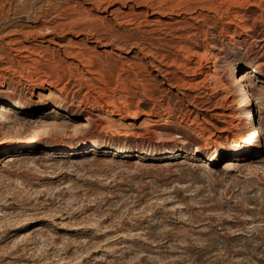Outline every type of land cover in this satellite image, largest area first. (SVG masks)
Returning a JSON list of instances; mask_svg holds the SVG:
<instances>
[{"label": "rangeland", "instance_id": "obj_1", "mask_svg": "<svg viewBox=\"0 0 264 264\" xmlns=\"http://www.w3.org/2000/svg\"><path fill=\"white\" fill-rule=\"evenodd\" d=\"M105 1L0 0V264H264V0Z\"/></svg>", "mask_w": 264, "mask_h": 264}, {"label": "bare ground", "instance_id": "obj_2", "mask_svg": "<svg viewBox=\"0 0 264 264\" xmlns=\"http://www.w3.org/2000/svg\"><path fill=\"white\" fill-rule=\"evenodd\" d=\"M104 0H100V2L102 3ZM107 1V0H106ZM105 1V2H106ZM116 1V0H115ZM115 1H112L111 0V2H115ZM107 3V2H106ZM109 3V2H108ZM94 29V28H93ZM254 70V69H253ZM254 72H257L256 70H254ZM253 75V74H252ZM251 76V75H250ZM246 78H244V77H237V82L236 83H238L239 84V86H240V89H241V93L242 94H240V97H241V99L245 102V104H246V102L247 103H251V96L249 95V91H248V88H247V86L245 85V84H243V82L245 83V80ZM235 80V81H236ZM242 101V102H243ZM3 102H5V101H3ZM45 103H43V102H40V103H38V105H44ZM4 105V104H3ZM16 105H18V104H16ZM251 105V104H250ZM31 106V105H30ZM27 108H25L24 110H26L25 112H27V110H28V106H26ZM34 107V106H33ZM4 108V110H7V108H5V107H3ZM32 108V107H31ZM35 108V107H34ZM11 116V115H10ZM9 116V113L8 112H5V111H0V126H4V125H6L7 126V124H10V125H12V127L13 126H15V124H16V122H13L12 121V118ZM15 120V119H14ZM89 122L91 123V122H93V119L92 118H90V117H88L87 118V124H89ZM158 122V121H157ZM110 123H113V121H110ZM87 124L86 125H82V126H87ZM93 124V123H92ZM157 124V123H156ZM161 124V123H160ZM160 124H158V125H160ZM246 125L248 126V129H247V127H246V129L248 130L246 133H240L237 137H236V139H234V140H232L225 148L226 149H228V148H230V150H233V149H235V150H238V149H241V148H244V147H254L255 146V143L257 142V138L255 137V136H259V134H258V128H257V124L255 125L254 124V122H253V117L251 118V122H248V123H246ZM261 130V129H260ZM153 132V131H152ZM67 135H69V133L67 134L66 133V131H62V130H60V131H47L46 132V136H48V140H47V142H51V143H58V142H60L61 140H63V137L64 136H67ZM251 136H253V137H251ZM68 139V138H67ZM78 144H77V148H76V150H78V151H83V150H86L88 147H96V149L97 148H99V143L96 141V140H93L92 142H87V140H81V141H78L77 142ZM48 144H50V143H48ZM47 145V144H46ZM14 146V144L13 143H5V142H3V143H0V151H2V150H4L5 148H9V150H12L13 147ZM28 147H31V146H33V144H28L27 145ZM224 149V148H223ZM221 152V151H220ZM223 152V151H222ZM128 153V152H127ZM219 153V150L218 149H216L215 150V155H217ZM214 159H215V156H212L211 158H210V160L211 161H214Z\"/></svg>", "mask_w": 264, "mask_h": 264}]
</instances>
